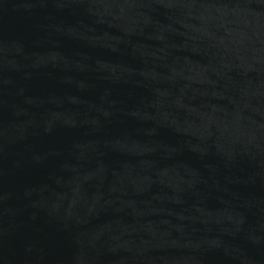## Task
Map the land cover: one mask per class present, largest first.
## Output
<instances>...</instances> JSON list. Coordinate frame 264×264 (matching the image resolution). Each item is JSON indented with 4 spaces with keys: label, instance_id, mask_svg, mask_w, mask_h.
Segmentation results:
<instances>
[{
    "label": "water",
    "instance_id": "95a60500",
    "mask_svg": "<svg viewBox=\"0 0 264 264\" xmlns=\"http://www.w3.org/2000/svg\"><path fill=\"white\" fill-rule=\"evenodd\" d=\"M0 264H264V0H0Z\"/></svg>",
    "mask_w": 264,
    "mask_h": 264
}]
</instances>
